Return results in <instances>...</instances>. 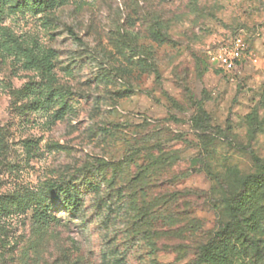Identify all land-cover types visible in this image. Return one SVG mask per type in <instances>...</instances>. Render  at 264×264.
<instances>
[{
  "label": "rangeland",
  "instance_id": "374dc122",
  "mask_svg": "<svg viewBox=\"0 0 264 264\" xmlns=\"http://www.w3.org/2000/svg\"><path fill=\"white\" fill-rule=\"evenodd\" d=\"M36 1L0 0V264H264V0Z\"/></svg>",
  "mask_w": 264,
  "mask_h": 264
},
{
  "label": "trees",
  "instance_id": "16d2710c",
  "mask_svg": "<svg viewBox=\"0 0 264 264\" xmlns=\"http://www.w3.org/2000/svg\"><path fill=\"white\" fill-rule=\"evenodd\" d=\"M23 6L26 9H28V10L34 12V13H37L41 9H47L49 7V3L46 0H37L36 2H34L32 4H27L25 2V3H23ZM19 7H20L19 5H15L14 7H12V9H18ZM68 33H69L70 37L73 38L74 41H76L78 43L82 42L81 39H79L71 30H68ZM17 49L23 54V56H24V58H25V60L27 62V65L35 67V68H41L42 70H45V71L49 70V66L48 65H44L46 60H48V55H46V54L43 55L42 54V56H40V55L35 56L33 54V52H31L29 50L19 48L18 46H17ZM248 180L252 181L253 184L256 185V186H258L260 184L259 181H261V179H257L255 177H249ZM244 197H246V196H244ZM230 215H231L232 219H234V220L238 219V215H239L238 214V209H235V208L231 209L230 210Z\"/></svg>",
  "mask_w": 264,
  "mask_h": 264
},
{
  "label": "built area",
  "instance_id": "2783aa9c",
  "mask_svg": "<svg viewBox=\"0 0 264 264\" xmlns=\"http://www.w3.org/2000/svg\"><path fill=\"white\" fill-rule=\"evenodd\" d=\"M244 46L239 40L220 46L216 51L215 61L226 72H232L242 59Z\"/></svg>",
  "mask_w": 264,
  "mask_h": 264
}]
</instances>
